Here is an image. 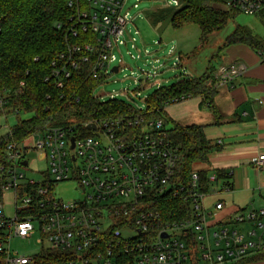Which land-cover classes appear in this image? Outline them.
Wrapping results in <instances>:
<instances>
[{"label": "built area", "instance_id": "obj_1", "mask_svg": "<svg viewBox=\"0 0 264 264\" xmlns=\"http://www.w3.org/2000/svg\"><path fill=\"white\" fill-rule=\"evenodd\" d=\"M130 1L86 0L83 9L77 0H69L74 14L68 35L94 38L68 46L44 81L63 89L81 66H89L91 76L104 79L100 86L119 74L123 60L115 51L129 42L136 49L140 35L135 31L130 36L127 30L135 20L127 11ZM221 1L228 11L238 14L264 13V0ZM178 6L179 0L166 4ZM133 7L137 9L138 4ZM256 53L264 62V49ZM115 63L119 65L112 68ZM247 69L242 62L223 64L214 79L217 85L228 84L245 77ZM7 105L0 97V120L8 116ZM135 109V115L86 123L55 125L48 120L24 141L14 140L11 130L0 136V264H38L36 257L44 251L73 253L74 260L60 264H120L122 257L128 258L124 264H240L264 252V207L239 209L233 217L213 224L225 204L216 200L211 209L206 200L229 192L230 185L215 172L208 176V189L199 169L183 175L182 152L170 138L168 127L162 120H147L145 105ZM29 154H36L47 165L44 171H31L40 180L25 173ZM253 167L258 174L264 170V154ZM68 182L80 190L79 197L71 201L56 194V186ZM172 200L184 205L175 214L178 220L165 215ZM245 225L251 226L247 236L238 229ZM123 230L136 235L123 238ZM36 234L41 245L38 255L11 251L13 238L30 240Z\"/></svg>", "mask_w": 264, "mask_h": 264}, {"label": "trees", "instance_id": "obj_2", "mask_svg": "<svg viewBox=\"0 0 264 264\" xmlns=\"http://www.w3.org/2000/svg\"><path fill=\"white\" fill-rule=\"evenodd\" d=\"M77 1L80 8H86V0ZM212 1L222 3L221 0H179L178 7L152 10L146 17L154 27L164 23L178 29L197 25L202 39L206 40L210 35L223 31L238 14L217 10L212 7ZM68 3L69 0H0V97L8 102L5 114H13L17 118L10 129L16 141H24L48 120L62 125L70 121L86 123L138 113L124 101L102 102L96 99L94 92L104 79L91 76L89 66H81L73 72L63 89H57L53 82L44 81L52 72V63L58 62L68 46L83 44L87 38H94L83 34L74 39L68 35L69 19L74 14ZM232 13L235 15L231 16ZM232 45L264 49V42L243 27H237L227 39L225 47ZM211 80L212 74L182 78L156 88L144 101V117L147 120H162L168 127L170 138L180 147L181 171L185 176L194 170L195 165H207L209 156L220 151L221 147L206 138L203 127L182 126L168 116L166 109L189 99H200L201 108L211 110L219 119L214 103L217 88ZM22 114L28 117L23 119ZM2 115L0 112V117ZM199 173L202 180L207 181L208 189L210 172L199 169ZM215 173L219 180L230 185L231 177L225 171L217 170ZM183 206L182 202L172 200L166 206L165 215L170 214L171 219L178 220L180 216L175 214ZM74 259L70 252L44 251L36 257L38 264H60ZM127 260V257H122L119 263L124 264ZM247 260H264V252L241 263Z\"/></svg>", "mask_w": 264, "mask_h": 264}, {"label": "rangeland", "instance_id": "obj_3", "mask_svg": "<svg viewBox=\"0 0 264 264\" xmlns=\"http://www.w3.org/2000/svg\"><path fill=\"white\" fill-rule=\"evenodd\" d=\"M167 2L168 0H131L129 2L127 11L135 20L128 24L127 30L131 31L130 36H135V31L140 33L137 37V48L132 49V43L128 41L126 47H120V51H115L117 57L123 60L122 71L111 75L102 86L95 90L96 98L106 102L114 96L116 100L124 101L139 109L144 106L145 98L158 86H168L179 79L197 77L204 73L212 74L214 80V72L223 63L226 55L227 39L237 27L250 30L254 37L264 42V13L257 16L237 14L223 31L210 35L206 40L202 39L200 27L194 24L180 29L172 27L169 23L154 27L146 17L147 13L166 8ZM133 4H138V8L135 9ZM212 7L228 12L218 1H212ZM234 15L231 14V16ZM129 51L135 57L141 55V58L132 59L128 54ZM117 65L119 63L113 64L112 68ZM27 117L24 114L21 115L23 119ZM16 122L15 115H8L6 119L1 118L0 136L7 135ZM28 143H32V140ZM26 159L29 161V168L25 170V173L28 177L40 180L41 176L31 171H44L47 165L45 162L38 161L36 154H29ZM253 174L256 175V171H253ZM56 194L61 199L71 201L79 197L80 190L76 183L68 182L58 184ZM218 198L228 201L227 195L219 194L208 197L207 205L214 203ZM8 201L10 202L9 198ZM6 212L8 214L11 212L10 204L7 205ZM121 233L123 238H133L136 235L130 230H123ZM38 236L36 234L30 240L13 238L10 242L11 251L27 257L38 255L41 251Z\"/></svg>", "mask_w": 264, "mask_h": 264}, {"label": "crops", "instance_id": "obj_4", "mask_svg": "<svg viewBox=\"0 0 264 264\" xmlns=\"http://www.w3.org/2000/svg\"><path fill=\"white\" fill-rule=\"evenodd\" d=\"M256 51L245 45L226 48L221 65L242 62L248 69L245 77L228 84L217 85L215 79L211 80L217 88L214 103L219 119L211 110L201 108L200 99H189L166 109L168 116L182 126L203 127L206 138L221 147L209 156L207 165H195L210 174L221 170L231 177V190L221 193L227 195L228 201L217 199L224 202L225 208L216 213L213 224L233 217L239 209L264 207V170L253 174V162L264 154V62ZM213 204L208 207L212 209ZM238 229L247 236L251 226ZM240 264H264V260Z\"/></svg>", "mask_w": 264, "mask_h": 264}, {"label": "water", "instance_id": "obj_5", "mask_svg": "<svg viewBox=\"0 0 264 264\" xmlns=\"http://www.w3.org/2000/svg\"><path fill=\"white\" fill-rule=\"evenodd\" d=\"M115 71H117V68H115ZM90 127H92L93 129H95V126L94 125H91ZM72 142H74V140H72ZM164 237H166V236L164 235Z\"/></svg>", "mask_w": 264, "mask_h": 264}]
</instances>
